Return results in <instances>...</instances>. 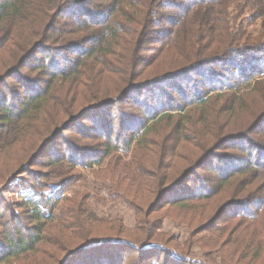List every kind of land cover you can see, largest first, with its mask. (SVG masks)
I'll return each mask as SVG.
<instances>
[{"label":"rangeland","instance_id":"rangeland-1","mask_svg":"<svg viewBox=\"0 0 264 264\" xmlns=\"http://www.w3.org/2000/svg\"><path fill=\"white\" fill-rule=\"evenodd\" d=\"M129 30L125 25V43L120 40L121 43L111 47L110 51L114 52L108 58L111 70L105 71L98 61L89 59L72 79L57 83L54 89L52 86L49 101L54 104L41 107L40 117L33 114L15 131L6 130L9 137L0 132V219H18L12 224L27 227L30 224L21 219H27L35 207L46 215L51 214L54 207L52 217L55 218L61 213L79 211L65 219L70 228L60 224L58 229L62 226V234L54 228L59 223L53 222L46 254L54 260L88 240L113 238L134 244L125 248L124 264L141 263L135 257L138 249L155 251L149 253L146 264H264V169L259 170V174L255 172V163L264 167V151H255V161L245 163L246 154L251 153L248 145L244 146L243 153L225 146L219 149L224 141L248 125L250 117L243 119L235 115L232 123L226 124L228 116L221 110L223 98L202 105L197 103L203 93L211 89L212 79L221 78L217 75L219 67L201 68L168 84L161 83L158 89H151L155 92L131 93L118 104L87 116L70 131L59 128L67 118L90 104L86 99L90 91L108 99L122 95L130 84L137 82L136 74L130 78L135 59L132 49L127 48L137 37H131ZM151 37L153 40L146 41L143 50H152L151 41L161 39ZM90 38L73 40L69 48L66 47L68 51L56 49L55 53H45L44 59L37 55L29 65L41 59L39 62H55L64 72L68 71L82 61L92 46V42L83 41ZM181 49L179 42L176 51L167 53L145 72V78L165 77L177 66L172 62L181 61L177 57ZM51 73V69L40 74L24 69L21 75L32 82L36 80L37 86L43 89ZM253 88L249 86L248 91ZM262 89L258 86L254 90L252 106L248 103L249 112L256 113L257 98L264 94L260 92ZM21 92V84L14 78L0 85V96H5L7 101L19 97ZM197 93L201 97L196 98ZM81 100L84 105L79 104ZM68 107L72 112L65 115L62 110ZM162 114L173 118L160 121L137 145V139L150 124L144 123L145 119L156 117V120ZM178 124H182L180 128ZM58 133L60 137L49 145L38 165H34L31 161L40 145L47 137ZM198 146L202 149L197 151ZM260 152L263 153L259 157ZM203 154V157L212 155L214 159L208 160L180 194L159 202L160 193ZM172 158L167 168H161V163ZM54 160H62L63 164L48 166ZM210 163L212 171L208 170ZM252 167L254 171L249 169ZM217 168L231 176L226 186H221L222 180L213 174ZM237 171L240 173L236 174ZM15 172L20 175L13 179ZM159 174L167 175V179ZM154 179L156 187H151L149 182ZM6 188L8 191L4 193ZM21 198L32 202L33 209L31 206L28 214L18 207ZM186 201L188 203L182 205ZM84 214L89 237L76 242L71 239L85 230ZM62 246L69 247L62 252L59 250ZM109 251L111 258L122 253L116 248Z\"/></svg>","mask_w":264,"mask_h":264},{"label":"trees","instance_id":"trees-1","mask_svg":"<svg viewBox=\"0 0 264 264\" xmlns=\"http://www.w3.org/2000/svg\"><path fill=\"white\" fill-rule=\"evenodd\" d=\"M258 21L260 24H256ZM125 25L130 28L129 35L137 37L134 44L127 46L132 49L131 53L135 59L130 78L136 74L137 82L134 85L130 84L122 95L120 93L108 99L93 95V91H90L86 97L90 104L75 115L68 116L69 118L61 123L59 128L61 127L63 131H70L87 116L118 104L131 93L152 92L154 90L151 89L155 87L158 89L157 85L161 83L162 85L168 84L174 79L183 78L201 68L219 67L220 71L217 75L221 78L212 79L214 83L211 89L203 93L202 97L200 93H197L196 98L201 97L197 103L202 105L216 98H223L224 105L221 106V110L228 116L226 124L232 123L235 115L237 118L243 116V119L244 116L250 117L248 125L241 127L235 133L236 136L224 141L219 149L225 146L236 148L243 153L245 152L244 146L248 145L251 153L246 154L243 162L253 163L255 151H264V106L261 107L264 104V94L257 98L256 113L248 111L250 108L248 103L252 106L251 96L253 92H256L254 90L260 86L263 88L260 92H264V0H0V67L3 68L0 69V85L7 79L14 78L18 84H21L22 90L19 97L9 101L5 96H0V132L3 131V134L9 137L6 130L14 129L15 131L16 127L20 126L19 124L29 121L33 114L36 118L40 117L41 107L54 104L53 101H49V91L52 86L54 89L57 83L72 79L71 77L82 66H86L89 59L98 61L105 71L111 70L109 66L112 63L109 64L108 58L113 56L114 52L110 50L114 44L125 43L123 37ZM67 28L70 29L67 30ZM153 35L160 36L161 39L151 41L152 50H143L145 42L153 40L151 37ZM86 37L91 38L83 42L85 44L92 42L90 43L92 46L86 51L82 61H79L72 69L64 72V69H60L55 62L49 64L39 62L44 59L45 53H55L56 49L60 52L68 51L71 41L84 40ZM167 41L168 44H166ZM179 42L182 44V49L177 57L181 61L172 62L177 63V66H173L174 69L169 70L163 78L150 76L151 78L146 79L145 72L157 61L163 60L167 53L176 51ZM126 52L129 54L130 50ZM37 55H41L42 58L33 65H29V62ZM98 58L100 60H97ZM24 69L35 74L51 69L52 73L50 80L44 83L45 87L40 89L36 80L32 82L29 77L21 75ZM249 86L254 87L251 92L248 91ZM97 93H99L98 90ZM79 104L84 105L85 102L81 100ZM62 112L70 115L72 110L68 107ZM155 118L145 119L144 123L150 124L137 139V145L156 124L163 119L173 117L162 114L156 120ZM57 123L59 121L55 125ZM181 125L178 124V128ZM59 135L58 133L56 136L47 137L40 145L31 161L34 165H38L40 157L48 151L49 145L57 140ZM201 149L200 146L196 148L197 151ZM261 153L263 152L259 153V157ZM203 156L204 154L160 193L157 198L160 199L159 202L180 194L185 184L196 176L197 172L209 162L212 155ZM173 159L164 163L159 161L161 168H167L166 166H169ZM233 162H238V160ZM67 163L70 165V162ZM52 164H63V161H50L48 166ZM255 167V172L258 174L259 170L264 169L259 163H255ZM211 168L210 163L208 170L212 171ZM249 169L254 171L253 167ZM236 170L233 169V171ZM239 173L240 171L236 172V174ZM213 174L222 180L221 186H226L229 182L227 180L231 177L219 168L214 169ZM19 175L16 173L13 179L18 178ZM159 175L167 179V175ZM149 184L151 187H156V180L154 179ZM3 190L6 193L8 188ZM187 203V201L183 202L182 205ZM168 204L177 205L179 203L169 202ZM31 206V200L24 198H21L18 205L26 214ZM53 208L51 214L46 215L38 207L33 209L32 206L33 211L29 212L28 218L21 219L30 224L27 227L12 224L18 219H0L4 220L0 222L2 228L0 231V264H12L13 262L48 264L51 261L53 264L125 263L123 252L125 248L134 244L113 238L88 240L69 250L59 260L57 257L56 260L52 259L46 254V246L48 232L53 222L59 223L54 225V228L58 229L60 224L70 228V224H65V219L79 213V211L75 213L64 211L65 214L61 213L58 218H55V216L52 217ZM148 215L149 213L146 214ZM83 219L85 230L72 237L71 240L77 242L89 237L85 214ZM61 229L56 232L62 234ZM68 247L62 246L59 250L64 252ZM114 248L122 253L111 258L108 253ZM152 252L155 251L138 249L135 257L139 262L141 261L140 264H146L148 255ZM167 262L169 261L165 260V263Z\"/></svg>","mask_w":264,"mask_h":264}]
</instances>
